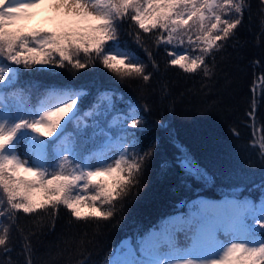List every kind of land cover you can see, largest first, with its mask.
Returning <instances> with one entry per match:
<instances>
[{
    "label": "snow or ice",
    "instance_id": "snow-or-ice-1",
    "mask_svg": "<svg viewBox=\"0 0 264 264\" xmlns=\"http://www.w3.org/2000/svg\"><path fill=\"white\" fill-rule=\"evenodd\" d=\"M260 3L264 9V0ZM250 7L249 0H0V252L5 258L20 214L53 217L62 207L85 226L99 229V222L113 221L151 156L132 151L136 140L128 139L137 134L128 129L138 130L142 123L137 108L114 114L112 96L100 92L95 111L84 117L112 114L104 127L82 122L78 105L88 94L83 89H50L33 106L30 95L16 87L21 69L55 74L98 62L121 82L147 86L154 74L146 71L149 65L118 50L127 26L152 68L159 65L146 46L149 39L157 49L173 45L165 47L168 66L211 77L209 65L215 67L216 55L235 38ZM41 9L48 10L45 22L29 26ZM117 122L121 127L114 136ZM69 125L76 131L68 132ZM89 127L94 131L82 143L77 133ZM97 138L100 146L86 149ZM249 146L264 164V138ZM177 163L193 179L209 177L190 155L182 154ZM181 206L188 211L122 241L105 264H264V203L197 198ZM32 251L29 241L26 264H33Z\"/></svg>",
    "mask_w": 264,
    "mask_h": 264
},
{
    "label": "trees",
    "instance_id": "trees-1",
    "mask_svg": "<svg viewBox=\"0 0 264 264\" xmlns=\"http://www.w3.org/2000/svg\"><path fill=\"white\" fill-rule=\"evenodd\" d=\"M249 2L251 7L246 8L235 38L216 55L215 67L209 65L211 77H204L202 71L185 74L178 67L168 66L171 57L165 47L171 49L173 45L157 49L149 39L146 46L159 65L158 70L152 68L145 51L128 34L132 30L127 26L120 34L118 50L149 65L146 71L154 74L147 86L140 81L121 82L98 62L83 70L56 69L55 74L21 69L16 87L30 95L33 106L50 89H83L88 94L78 105L82 122L99 121L104 127L112 114L84 117L85 112L95 111L93 105L100 92L112 96L114 114L127 115L130 107L137 108L142 123L138 130L128 129L137 133L128 139L130 143L136 140L132 151L151 152V156L145 162L139 185L124 201L123 210L113 221L99 222V229L71 220L62 207L53 217L34 219L20 214L10 234L8 258L0 252L3 264H26L29 241L33 264H105L122 241L135 240L163 219L186 213L188 209L181 202L221 196L264 202V164L257 159L255 148L249 146L250 141L259 143L264 138V9L260 0ZM44 22L34 19L29 26ZM107 107L103 105L101 113ZM250 112L255 113L254 117L250 118ZM120 127L117 122L112 129L114 136ZM67 130L75 132V125ZM93 131L89 127L77 133L79 140L83 143ZM101 142L102 138H97L85 147L96 148ZM182 154L190 155L207 171L206 181L185 173L177 163Z\"/></svg>",
    "mask_w": 264,
    "mask_h": 264
},
{
    "label": "rangeland",
    "instance_id": "rangeland-1",
    "mask_svg": "<svg viewBox=\"0 0 264 264\" xmlns=\"http://www.w3.org/2000/svg\"><path fill=\"white\" fill-rule=\"evenodd\" d=\"M47 15H48V10L47 9H41V10H39V12L36 15L35 19H37V20H44L45 21ZM179 51H181V50H179ZM258 203H264V202L261 201V202H258ZM181 239H182V237H181Z\"/></svg>",
    "mask_w": 264,
    "mask_h": 264
}]
</instances>
